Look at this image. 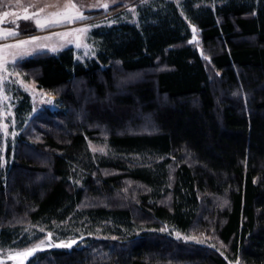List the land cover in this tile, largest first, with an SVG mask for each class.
I'll return each instance as SVG.
<instances>
[{
  "label": "trees",
  "instance_id": "16d2710c",
  "mask_svg": "<svg viewBox=\"0 0 264 264\" xmlns=\"http://www.w3.org/2000/svg\"><path fill=\"white\" fill-rule=\"evenodd\" d=\"M184 7L185 15L174 1H152L140 8L138 24L97 30L101 50L87 62L73 49L21 62L66 111L31 117L23 135L33 122L48 129L40 128L34 145L22 142L7 169L0 160V242L10 244L30 224L69 221L116 237L46 250L31 264H230L162 232L138 233L165 225L189 232L198 224L214 229L233 259L264 264V0H188ZM190 21L212 52L215 78L190 43ZM102 133L110 152L93 154L89 140H103ZM29 148L43 158L26 154ZM129 183L143 188L137 204L85 206L89 197H123ZM222 197L227 206L216 207Z\"/></svg>",
  "mask_w": 264,
  "mask_h": 264
},
{
  "label": "rangeland",
  "instance_id": "374dc122",
  "mask_svg": "<svg viewBox=\"0 0 264 264\" xmlns=\"http://www.w3.org/2000/svg\"><path fill=\"white\" fill-rule=\"evenodd\" d=\"M152 1L157 0H0V160L4 169H7L15 159V153L22 142L32 146L39 141V137L41 138L40 128L48 129L47 125L35 126L37 122H33L31 128L29 125L30 132L23 135V129L31 117H37L46 111H66L62 97L58 93L41 88L35 74L23 70L21 62L39 53L59 54L67 49H73L76 60L80 62L96 58L101 50V38L97 36V30L124 23L138 24L140 8ZM168 1H174L179 5L185 15L184 4L188 0ZM119 6L123 9L118 12L113 11ZM100 14L103 15L99 16ZM78 16L84 18H77ZM190 26L193 34L190 43L200 51L212 76L214 78L219 76L220 72L211 63V50L202 43L201 30L191 21ZM10 32H15L16 35H8ZM140 78L142 75L128 76L123 80V85L132 84ZM27 95L31 100V107L26 105ZM239 95L235 92L231 97L237 98ZM100 136L103 140H89L90 151L93 154H109V145L104 140L106 136L103 133ZM26 150V154L37 161L43 158V154L34 149ZM126 185V188L120 192L123 197L119 194L113 199H105L106 202L89 197L85 206H109L111 203L107 202L111 200L113 203L124 200L135 204L137 200L135 196L139 191H143V188L131 183ZM131 192L134 196L130 201L127 198L130 197ZM227 204L225 197L217 199L214 203L219 208H224ZM137 215L139 219L142 218V214ZM85 222L87 221L78 224L69 221L49 225L36 223L18 228L10 244L0 242V264H31V260L38 253L46 250L85 246L89 243V239L116 238L110 236L105 227L85 225ZM145 227L138 233L159 231L183 245L217 251L225 256L230 264H244L240 258L233 259L229 255L228 246L219 240L214 229L208 230L200 224L189 232L180 231L170 225L159 229ZM22 241L33 242L26 247H15Z\"/></svg>",
  "mask_w": 264,
  "mask_h": 264
},
{
  "label": "snow or ice",
  "instance_id": "6c2138e0",
  "mask_svg": "<svg viewBox=\"0 0 264 264\" xmlns=\"http://www.w3.org/2000/svg\"><path fill=\"white\" fill-rule=\"evenodd\" d=\"M73 7H75V5H73ZM5 15H7V13H5ZM53 15H56V14H53ZM77 18L83 19L84 17L83 16H78ZM8 35H16V33L15 32H10V33H8ZM101 151H103V149H101Z\"/></svg>",
  "mask_w": 264,
  "mask_h": 264
},
{
  "label": "bare ground",
  "instance_id": "6f19581e",
  "mask_svg": "<svg viewBox=\"0 0 264 264\" xmlns=\"http://www.w3.org/2000/svg\"><path fill=\"white\" fill-rule=\"evenodd\" d=\"M53 99H54V97H53ZM54 109H56V106H54Z\"/></svg>",
  "mask_w": 264,
  "mask_h": 264
}]
</instances>
